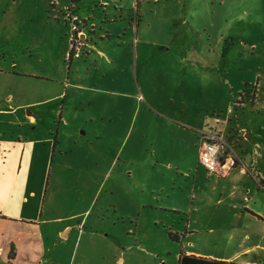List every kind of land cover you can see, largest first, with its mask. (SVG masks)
I'll return each instance as SVG.
<instances>
[{
    "label": "rangeland",
    "instance_id": "rangeland-1",
    "mask_svg": "<svg viewBox=\"0 0 264 264\" xmlns=\"http://www.w3.org/2000/svg\"><path fill=\"white\" fill-rule=\"evenodd\" d=\"M72 9L0 0V264H177L190 238L231 251L183 236L191 204L221 206L171 118L240 108L244 85L264 104V0Z\"/></svg>",
    "mask_w": 264,
    "mask_h": 264
},
{
    "label": "crops",
    "instance_id": "crops-1",
    "mask_svg": "<svg viewBox=\"0 0 264 264\" xmlns=\"http://www.w3.org/2000/svg\"><path fill=\"white\" fill-rule=\"evenodd\" d=\"M254 88L253 104L235 108L231 113L227 110L224 115H207L199 123L189 118H171L172 123L190 135L181 139L186 151L189 146L194 150L199 130L213 127L225 142L224 156L235 162L222 175L206 173L207 183L204 186L219 190L215 203L221 207L217 210L205 208L203 215L196 216L197 206L194 208L191 204L183 232L188 240L190 236L203 233L224 234L225 245L231 246L232 250L219 253L205 252L200 248L195 250L194 240L190 238L189 249L181 252L185 255L235 264H264V238L254 235L259 229L257 224L264 226V140L259 136V131H264V104L257 97L256 86ZM181 149L177 143L179 158L184 153ZM194 174L197 176L199 169ZM192 184L193 200L201 186L197 177L192 178ZM261 230L264 231V227Z\"/></svg>",
    "mask_w": 264,
    "mask_h": 264
},
{
    "label": "built area",
    "instance_id": "built-area-1",
    "mask_svg": "<svg viewBox=\"0 0 264 264\" xmlns=\"http://www.w3.org/2000/svg\"><path fill=\"white\" fill-rule=\"evenodd\" d=\"M234 109L235 104L228 109V113H231ZM198 133V166L210 174L222 175L228 168L234 165L230 157L224 156L223 138L213 127L203 129Z\"/></svg>",
    "mask_w": 264,
    "mask_h": 264
},
{
    "label": "trees",
    "instance_id": "trees-1",
    "mask_svg": "<svg viewBox=\"0 0 264 264\" xmlns=\"http://www.w3.org/2000/svg\"><path fill=\"white\" fill-rule=\"evenodd\" d=\"M68 1V10L74 8L77 3L80 0H67ZM138 0H135V3L137 4ZM73 10V9H72ZM71 43V51L70 54L73 52V44ZM252 90L248 85H244L240 94H239V100L241 102L248 103V105L253 104L254 96H255V88ZM244 98V99H243ZM243 100V101H242ZM240 102H237L235 104H238ZM235 164V162H234ZM177 264H235L232 262H225V261H216L211 259H205L201 257H195L190 255H185L184 253H180L177 259Z\"/></svg>",
    "mask_w": 264,
    "mask_h": 264
}]
</instances>
